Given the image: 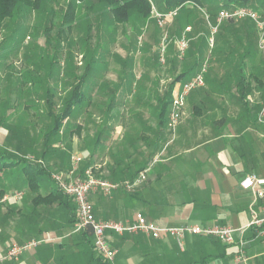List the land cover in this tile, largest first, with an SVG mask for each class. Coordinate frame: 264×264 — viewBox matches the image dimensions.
<instances>
[{
  "label": "rangeland",
  "instance_id": "rangeland-1",
  "mask_svg": "<svg viewBox=\"0 0 264 264\" xmlns=\"http://www.w3.org/2000/svg\"><path fill=\"white\" fill-rule=\"evenodd\" d=\"M254 3L256 9L240 8H249L263 17L260 0ZM31 4L33 7L23 6L0 23V150L45 169L53 185V176L67 175L78 158L77 174L92 168L99 175L96 166L113 157L112 143L104 156L95 155L98 143L104 146L101 141H144L141 135L136 138V129L129 123L134 113L131 106L147 101L142 111L158 122V100L168 83L193 65V53L200 55L199 64L193 66L194 72L181 85L192 80L204 65V80L210 77L216 84V75L227 67L224 64L230 65V61L219 59L226 58L227 44L238 42L239 30L250 32L253 38L251 44V36L243 38L248 44L243 48L244 55L238 51L237 60L242 61L252 87L255 83V89L261 87L264 97V28L249 19H234L235 27L229 26V20L220 19L222 11L240 8L220 11L214 24L205 10L191 3L177 17L176 12L162 13L163 3L157 0L152 2L149 16L133 14L127 22L114 19L108 3L102 0H32ZM71 13L70 27L67 15ZM202 38L205 44L200 42ZM86 72L83 101L65 117L61 130L45 141L53 127L47 94L52 113L61 115ZM147 82L153 84V89L147 90ZM263 107L264 99L257 117L261 125ZM182 112L180 124L187 119L185 106ZM140 131L144 134L143 129ZM168 132L172 139V131ZM17 171L0 181L1 245L24 241L7 239V228L22 210H32L35 195L27 183L20 180V184ZM50 191V183L41 182V195ZM7 213L12 216L6 218ZM117 238V255L112 261L105 260L108 264H115L124 247L118 243L129 236Z\"/></svg>",
  "mask_w": 264,
  "mask_h": 264
},
{
  "label": "crops",
  "instance_id": "crops-1",
  "mask_svg": "<svg viewBox=\"0 0 264 264\" xmlns=\"http://www.w3.org/2000/svg\"><path fill=\"white\" fill-rule=\"evenodd\" d=\"M239 32L243 39L246 30ZM236 42L225 47L227 59H219L230 61V65L224 64L227 67L216 75V84L209 77L204 87L187 98V119L172 139L168 136L169 112L158 127L159 117L157 122L142 111L147 106L142 100L141 105L131 106L134 113L129 123L136 129V138L141 135L144 141H101L104 148L98 143L97 157L101 153L104 156L111 143L113 157L96 166L100 173L96 175L121 187L111 195L99 192L90 197L96 218L126 222L140 213L163 227L199 224L240 229L250 224L253 195L242 189L240 182L250 174L264 177V125L257 121L264 97L259 84L260 88L255 89V83L247 99H241L238 87L243 63L237 57L239 53L244 55L246 44ZM146 86L147 90L153 89L152 83ZM181 87L178 83L174 92ZM126 183L134 187H123ZM56 209V205L50 207L33 223L19 216L27 209L12 218L7 239L24 240L18 243L22 244L35 236L44 242L19 261L5 264H89L76 233L66 231V227L59 233L63 223L57 221ZM256 210L264 212V198L257 201ZM255 234L250 229L243 236L236 234L235 244L226 248V257L211 264H254L256 259L264 260V241ZM241 239L246 242V260L238 262ZM1 242L0 252L12 243L2 246ZM121 242L124 247L115 264H200L207 256L219 255L211 240L199 237H187L183 247L173 239L153 240L144 235L122 238L118 244Z\"/></svg>",
  "mask_w": 264,
  "mask_h": 264
},
{
  "label": "built area",
  "instance_id": "built-area-1",
  "mask_svg": "<svg viewBox=\"0 0 264 264\" xmlns=\"http://www.w3.org/2000/svg\"><path fill=\"white\" fill-rule=\"evenodd\" d=\"M172 15V14H171ZM170 15V16H171ZM220 19H249L256 22L260 29L264 28V16L249 8H240L231 11H222ZM207 66L189 82L182 85L173 93L172 108L169 117L168 128L175 133L182 120V109L186 104L189 95L196 89L205 86V73ZM259 121L264 123V107L262 108ZM78 158L73 169L66 175L64 173L53 176L57 187L69 198H71L77 207V222L74 225V233H79L87 229L91 230L94 238V247L97 254L104 260L112 261L117 255L109 241V234L118 236L144 235L153 240L173 239L179 247L184 246L187 237L214 238L222 245L230 247L235 244L236 234L243 236L249 229L254 230L256 237L264 241V212L256 210L257 201L264 198V177L256 174L245 176L240 187L250 191L253 195V201L250 205L251 222L247 227L236 229L230 225H199L182 224L179 226H159L149 221L145 216L138 213L132 221L119 222L112 220H102L95 216L94 207L90 197L99 192L106 195L121 187V185L112 183L106 179L95 175L92 168L86 169L82 177L77 174ZM127 189L134 187V184L126 183L122 185ZM44 240L32 239L25 243H11L7 249L0 252V264L11 261H19L26 253L34 251ZM246 242L241 239L238 246L237 261H245Z\"/></svg>",
  "mask_w": 264,
  "mask_h": 264
},
{
  "label": "trees",
  "instance_id": "trees-1",
  "mask_svg": "<svg viewBox=\"0 0 264 264\" xmlns=\"http://www.w3.org/2000/svg\"><path fill=\"white\" fill-rule=\"evenodd\" d=\"M26 1H28L26 3ZM32 0H0V23L3 22L5 19L11 18L14 15L15 10H20L23 6H32L31 4ZM104 2L108 3L109 11L111 12V16L118 20L119 22H127L129 20V17L133 14H138L143 17L149 16L152 11V2H157V0H102ZM256 0H161L163 5L160 7L162 13H171L176 12L175 16H179L181 12L185 11L186 5L191 3L196 8H199L200 10H205L206 14L209 15V19L215 24V20L218 16V13L222 10H231L233 8H240V7H249L256 9L255 2ZM259 1V0H258ZM260 9H264V0H260ZM33 7V6H32ZM68 10V9H67ZM69 12V10H68ZM73 13L68 14V20L67 24L71 27L72 20H73ZM235 20L230 19L228 24L229 26L235 27ZM234 33H237L233 29ZM222 35V34H221ZM237 35V34H236ZM252 34L247 31L245 38H249ZM251 36L250 41L248 40V43H252ZM238 38V42L242 41L243 39ZM205 38H202L200 42H204L205 44ZM247 46V42H244ZM250 43V44H251ZM254 43V41H253ZM194 56V63L192 66H189L185 73L180 74L175 79L171 80L165 90L164 96L162 99L158 100V104L160 105V110L158 113V117L160 119L159 126H162L164 123V118L166 114L169 111V108L173 101V92L178 83H181L182 81L187 80L191 76V74L194 72V67H196L199 64V56ZM194 66V67H193ZM241 81L238 87V90L240 92V96L242 100H246L248 94L252 92L251 83L248 82L246 78L245 68L242 67L241 69ZM87 72L85 73L84 77L78 82L76 87L74 88L71 97L68 99L67 104L62 112L61 115L56 116L52 113L51 108V97H46L47 107L49 108L48 115L53 121V127L47 135H45V141H48L52 136L56 135L63 126V121L65 117L70 115L74 109V107L81 104L83 101V86L85 85V80L87 76ZM197 74V73H196ZM195 74V75H196ZM245 74V75H244ZM185 84V83H184ZM50 95V94H49ZM18 169V181L20 184H22L24 181L28 184V187L30 191L35 195L32 200V210L29 209L27 211H24V213L20 214L19 216L21 218L25 217V219L33 223L37 220V218L45 216L46 213L49 210L50 207H54L56 205V216L57 221H61L63 225L60 226V229L62 231H59V233H63V229L66 227V231H72L74 230V225L77 222V207L74 203V201L67 197L58 187L57 185L52 184V179L50 178V175L48 172L40 167L34 166L32 163H29L25 159L18 157L16 155L8 154L5 151L0 150V181L3 180V178H6L5 176H8L10 173H12L14 170ZM85 171V169H84ZM81 171L79 175L82 177V174L84 172ZM22 180V181H20ZM44 180L48 183H50L51 191L47 195H41V182H44ZM17 181V183H19ZM54 182V181H53ZM20 211V210H18ZM12 216V214L7 213L6 218ZM15 216V215H14ZM113 221V220H112ZM74 233V232H73ZM77 240L80 239L82 243L81 247L82 249H85L88 255V262L89 264H108L104 259H102L95 250L94 247V238L92 235L91 230L87 229L85 231L76 233ZM256 235V234H255ZM124 236H132L130 234H125ZM119 237L115 234H109V241L112 245V247L115 249V241ZM123 237V236H121ZM204 238V237H199ZM212 241L215 249L217 252H219V255L216 256H207L204 258V261L200 264H211L218 258L226 257V248L227 246L222 245L217 240L205 238ZM254 264H264V260L256 259Z\"/></svg>",
  "mask_w": 264,
  "mask_h": 264
}]
</instances>
